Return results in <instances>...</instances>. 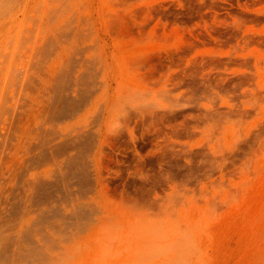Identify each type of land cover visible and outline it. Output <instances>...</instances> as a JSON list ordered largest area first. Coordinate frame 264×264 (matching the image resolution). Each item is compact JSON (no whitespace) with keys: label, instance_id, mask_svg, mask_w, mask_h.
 Here are the masks:
<instances>
[{"label":"rangeland","instance_id":"obj_1","mask_svg":"<svg viewBox=\"0 0 264 264\" xmlns=\"http://www.w3.org/2000/svg\"><path fill=\"white\" fill-rule=\"evenodd\" d=\"M3 4L0 264H264V0Z\"/></svg>","mask_w":264,"mask_h":264},{"label":"bare ground","instance_id":"obj_2","mask_svg":"<svg viewBox=\"0 0 264 264\" xmlns=\"http://www.w3.org/2000/svg\"><path fill=\"white\" fill-rule=\"evenodd\" d=\"M2 1V0H1ZM21 1V0H20ZM19 1V3H21V5H22V3H23V0H22V2H20ZM52 1V0H51ZM3 2L5 3V4H3ZM17 2H18V0H3L2 1V3L1 4H3V6H4V10H5V13H6V15H7V13L8 14H10L9 13V11L10 12H13L14 10V7H15V9H16V7L18 6V7H20L19 5H17ZM60 3V2H59ZM0 4V5H1ZM15 5V6H14ZM46 5V4H45ZM61 5V4H60ZM58 6V5H57ZM13 8V9H12ZM13 10V11H12ZM54 10V9H53ZM74 15V14H73ZM50 17V16H49ZM34 18V17H33ZM71 18V17H70ZM51 21V20H50ZM52 22V21H51ZM42 23H43V21H42ZM66 23V22H65ZM54 24V23H53ZM68 24V23H67ZM34 27V26H33ZM80 27V26H79ZM45 28V27H44ZM43 28V29H44ZM49 29V28H48ZM54 30H56V29H54ZM73 30V29H72ZM74 31V30H73ZM75 32V31H74ZM63 33V32H62ZM45 34V33H44ZM53 34V33H52ZM64 34V33H63ZM56 35V34H55ZM50 36V35H49ZM64 38V37H63ZM85 38H86V36H85ZM15 39V38H14ZM84 39V38H83ZM51 40V39H50ZM59 40V39H58ZM1 41V40H0ZM62 41H63V39H62ZM76 41V40H75ZM12 42V41H11ZM66 42V41H65ZM86 42V41H85ZM94 42V41H93ZM74 43V42H73ZM49 44V43H48ZM54 45V44H53ZM61 46V45H60ZM94 46V45H93ZM74 48V47H73ZM42 49V48H41ZM94 49V48H93ZM57 50V49H56ZM87 50V49H86ZM13 51V50H12ZM53 52V51H52ZM45 53V52H44ZM31 55V54H30ZM59 55V54H58ZM5 56V55H4ZM46 56V55H45ZM6 57H7V55H6ZM5 57V58H6ZM14 58V57H13ZM59 58V57H58ZM8 61V60H7ZM64 61V60H63ZM93 61H94V59H93ZM65 62V61H64ZM91 62V61H90ZM103 62V61H102ZM3 63V62H2ZM59 63V62H58ZM63 63V62H62ZM98 63V62H97ZM61 64V63H60ZM83 64V63H82ZM91 64H93V63H91ZM4 65V64H3ZM92 66V65H91ZM90 66V67H91ZM97 66V65H96ZM89 67V66H88ZM101 67V66H100ZM3 68V67H2ZM13 68V67H12ZM56 68V67H55ZM60 68V67H59ZM95 70V69H94ZM93 70V71H94ZM9 72V71H8ZM16 73V72H15ZM45 73V72H44ZM18 74V73H17ZM43 74V73H42ZM90 74H91V72H90ZM66 75V74H65ZM88 75V74H87ZM41 77V76H40ZM46 78V77H45ZM20 79V78H19ZM28 79V78H27ZM42 79V78H41ZM35 81V80H34ZM59 81H60V79H59ZM0 82H2V81H0ZM9 82V81H8ZM63 82H64V80H63ZM77 83H79V82H77ZM6 84V83H5ZM30 85V84H29ZM31 88V87H30ZM28 89V88H27ZM37 89V88H36ZM45 89V88H44ZM76 89H77V87H76ZM15 90H17V89H15ZM33 90V89H32ZM39 90V89H38ZM60 90V89H59ZM64 90V89H63ZM40 91V90H39ZM50 91V90H49ZM82 91V90H81ZM3 92V91H2ZM4 92H6V91H4ZM8 92V91H7ZM21 92V91H20ZM84 92V91H83ZM1 93V92H0ZM17 93V92H16ZM44 93V92H43ZM78 93V92H77ZM81 93V92H80ZM93 93V92H92ZM49 94V93H48ZM4 95V94H3ZM2 95V96H3ZM7 95V94H6ZM29 95V94H28ZM45 95V94H44ZM55 95V94H54ZM78 95V94H77ZM93 95V94H92ZM1 96V97H2ZM46 96V95H45ZM49 96V97H48ZM47 97L48 98H50V95H48ZM53 97V96H52ZM51 97V98H52ZM79 97V96H78ZM4 98H5V96H4ZM25 98V97H24ZM50 98V99H51ZM57 98V97H56ZM55 98V99H56ZM20 99V98H19ZM41 99H42V97H41ZM50 99H49V101H50ZM4 100V99H3ZM21 100V99H20ZM23 100V99H22ZM42 100H44V99H42ZM57 100H58V98H57ZM84 100V99H83ZM52 101V100H51ZM59 101V100H58ZM58 101H55V102H58ZM6 102V101H5ZM5 102H3V105H4V103ZM23 102V101H22ZM44 102V101H43ZM46 102V101H45ZM47 102H48V99H47ZM86 102V101H85ZM28 103V102H27ZM49 103H51V102H49ZM73 103V102H72ZM76 103V102H75ZM78 103V102H77ZM2 104V103H1ZM48 104V103H47ZM52 104V103H51ZM85 104V103H84ZM87 104V103H86ZM3 105H1V106H3ZM58 105H59V102H58ZM0 106V107H1ZM13 106V105H12ZM29 106V105H28ZM53 106V105H52ZM80 106V105H79ZM5 107V106H4ZM46 107V106H45ZM56 107H57V105H56ZM6 108V107H5ZM5 108H3V110L5 109ZM32 108V107H31ZM22 109V108H21ZM54 109V108H53ZM64 109V108H63ZM81 109V108H80ZM2 110V111H3ZM7 110V109H6ZM11 110H13V109H10V111ZM5 111V110H4ZM56 111H57V109H56ZM1 112V111H0ZM40 112V111H39ZM30 113V112H29ZM26 114L24 117V121L28 124V122L30 123V118L32 117V115L31 114ZM34 113V112H33ZM57 113V112H56ZM4 118V117H3ZM14 118V117H13ZM39 118V117H38ZM16 119V118H15ZM88 119V118H87ZM8 120H9V118H8ZM14 120V119H13ZM23 121V122H24ZM38 121V120H37ZM61 121V120H60ZM14 122V121H13ZM2 124V123H1ZM14 124V123H13ZM22 124V123H21ZM31 124V123H30ZM38 124V123H37ZM53 124V123H52ZM51 124V125H52ZM29 125V124H28ZM27 125V126H28ZM39 125H40V123H39ZM14 126V125H13ZM12 127V126H11ZM10 127V128H11ZM16 127V126H15ZM15 127H14V129H15ZM24 127H26V124H25V126ZM30 127V126H29ZM21 128H22V126H21ZM1 129H3V128H1ZM38 129V127L36 126V130ZM6 130V129H5ZM17 130V129H16ZM27 130H29V128L27 129ZM0 131H2V130H0ZM3 131H4V129H3ZM15 131V130H14ZM11 132V131H10ZM18 132V131H17ZM17 132H16V134H17ZM25 132H26V130H25ZM25 132H23V133H25ZM28 132V131H27ZM19 133V132H18ZM30 133V132H29ZM42 133V132H41ZM51 133V132H50ZM56 133V132H55ZM12 134V133H11ZM14 134V133H13ZM5 135V134H4ZM27 135H28V133H27ZM37 136V135H36ZM64 136V135H63ZM84 136V135H83ZM23 137H24V135H23ZM23 137H21V135H20V137H18L17 136V138H18V140L16 139V138H14V139H16L17 140V146H18V149H20V148H22L20 145H21V143H23ZM25 137H26V135H25ZM24 137V138H25ZM39 137V136H38ZM43 137V136H42ZM45 137H47V136H45ZM1 138V137H0ZM31 139H32V137H30ZM67 138V137H66ZM79 138V137H78ZM86 138V137H85ZM89 139V138H88ZM36 140V139H35ZM41 140V139H40ZM39 140V141H40ZM47 140V139H46ZM52 140H53V138H52ZM83 140V139H82ZM36 141H38V140H36ZM41 141H43V140H41ZM48 141H50V139L48 140ZM81 141V140H80ZM15 142V141H14ZM47 142V141H46ZM33 143H35V142H33ZM42 143V142H41ZM78 143V142H77ZM26 144H27V142H26ZM35 144H37V143H35ZM39 144V143H38ZM48 144V143H47ZM40 145V144H39ZM44 145V144H43ZM46 145V144H45ZM54 145V144H53ZM80 145H82V143L80 144ZM36 146V145H35ZM41 146V145H40ZM49 146V145H48ZM7 147V146H6ZM26 147H27V145H26ZM42 147V146H41ZM50 147V146H49ZM51 149H53V148H55V147H50ZM66 148V147H65ZM18 149L16 150V147H15V154H14V156H13V158H12V160L11 161H13L15 158H17V157H15L16 155H17V153L19 154L20 152H17L18 151ZM26 149V148H25ZM34 149V148H33ZM36 149V148H35ZM34 149V150H35ZM39 150H40V148H38ZM37 149V150H38ZM37 150H35L36 152H37ZM70 150V149H69ZM21 151V150H20ZM41 151V150H40ZM46 151H47V149H46ZM66 151V150H65ZM68 151V150H67ZM81 151V150H80ZM23 152V151H22ZM44 152V151H43ZM49 152H50V150H49ZM13 153V152H12ZM27 153V152H26ZM45 153H47V152H45ZM67 153V152H66ZM37 154V153H36ZM74 155V154H73ZM37 156H39L38 154H37ZM59 156V155H58ZM63 156V155H62ZM72 156V155H71ZM70 156V157H71ZM10 157V156H9ZM42 157H44L43 155H42ZM46 157V156H45ZM4 158V157H3ZM20 158V157H19ZM31 158V157H30ZM39 158V157H38ZM59 158V157H58ZM42 159V158H41ZM48 159V158H47ZM5 160V159H4ZM22 160V159H21ZM35 160V159H34ZM43 161H44V159H42ZM46 160V159H45ZM49 160V159H48ZM19 161V160H18ZM35 161H38V160H35ZM59 161H60V159H59ZM71 161V160H70ZM72 161H74V160H72ZM3 162V161H2ZM2 162H1V164H2ZM32 162V161H31ZM31 162H29V163H31ZM47 162V161H46ZM46 162H43V163H46ZM65 162V161H64ZM11 163V165H12V163L13 162H10ZM33 163H35V162H33ZM43 163H41V164H43ZM71 163V162H70ZM40 164V165H41ZM48 164V163H47ZM16 165H17V162H16ZM35 165H37V164H35ZM68 165V164H67ZM42 166V165H41ZM43 166H45V164H43ZM60 166V165H59ZM13 167H14V165H13ZM37 167H40V166H37ZM36 167V168H37ZM51 167V166H50ZM70 167V166H69ZM76 167H79V166H76ZM22 168H24V167H22ZM35 168V169H36ZM61 168V167H60ZM7 169V168H6ZM11 169V168H10ZM17 169V168H16ZM38 169V168H37ZM28 170V169H27ZM62 170V169H61ZM69 170V169H68ZM8 171V170H7ZM13 171H15V170H13ZM26 172V171H25ZM16 173V172H15ZM57 173V172H56ZM5 174H6V171H5ZM8 174H9V172H8ZM38 174V173H37ZM51 174V173H50ZM49 174V175H50ZM15 175V174H14ZM64 175V174H63ZM18 176V175H17ZM20 176V175H19ZM39 177V176H38ZM14 178H16V177H14ZM32 178H33V176H32ZM35 178V177H34ZM5 179V178H4ZM22 180V179H21ZM27 180V179H26ZM36 180V179H35ZM43 180V179H42ZM1 181V180H0ZM2 182V181H1ZM8 182H10V181H8ZM19 182V181H18ZM23 182V181H22ZM35 181H33V179L31 180L30 179V181H27L26 183H25V185H23V186H25L24 187V193H23V195H24V199H26L27 201H29L31 198L30 197H32L31 196V193H33L34 194V192L32 191V190H35L36 191V189H34L35 188V185L37 184V181H36V183H34ZM45 182V181H44ZM14 183V182H13ZM42 183V182H41ZM41 183H38V184H41ZM50 184V183H49ZM14 185V184H13ZM22 185V184H21ZM48 185V184H47ZM43 186V185H42ZM36 187H38V186H36ZM46 187V186H45ZM44 187V188H45ZM50 187V186H49ZM39 188H40V186H39ZM44 188L42 187V189L44 190ZM20 189V188H19ZM9 190V189H8ZM13 190V189H12ZM7 191V190H6ZM30 191H32V192H30ZM38 191V190H37ZM18 192V191H17ZM6 193L7 192H5V195H6ZM15 193V192H14ZM57 193V192H56ZM3 194V193H2ZM45 194V193H44ZM61 194V193H60ZM6 197H4V199H5ZM56 198V197H55ZM3 199V198H2ZM21 199V198H20ZM37 199V198H36ZM12 200V199H11ZM32 200V199H31ZM36 201V200H35ZM62 201V200H61ZM64 201V200H63ZM13 202V201H12ZM26 202V201H25ZM58 202V201H57ZM17 203V202H16ZM50 203V202H49ZM56 204V203H55ZM58 208V207H57ZM8 209V208H7ZM18 209V208H17ZM51 209V208H50ZM15 210V209H14ZM46 211V210H45ZM52 211V210H51ZM10 212V211H9ZM50 212V211H49ZM58 212V211H57ZM60 216H62V215H60ZM56 219V218H55ZM62 225H63V223H61ZM51 225V224H50ZM66 225V224H65ZM50 227V226H49ZM42 230V229H41ZM51 230H54V229H52L51 228ZM56 230V229H55ZM28 232H30V231H28ZM33 232V231H32ZM31 232V233H32ZM27 233V232H26ZM37 233V232H36ZM54 233V232H53ZM52 233V234H53ZM23 234V233H22ZM34 234V233H33ZM23 236V235H22ZM27 236V235H26ZM13 238V237H12ZM29 239V238H28ZM31 239V238H30ZM26 240V239H25ZM33 239H31V241H32ZM40 240V239H39ZM15 243H16V241H15ZM20 243V242H19ZM19 245V244H18ZM21 246V245H20ZM29 247V246H28ZM50 250V249H49ZM4 253V252H3ZM16 253V252H15ZM19 254V253H18ZM15 257V256H14ZM16 257H18V256H16ZM3 258V257H2ZM27 258V257H26ZM16 259H18V258H16ZM15 259V260H16ZM39 259V258H38ZM27 261V260H26ZM44 261V260H43ZM55 261V260H54ZM2 262V261H1ZM19 262V261H18ZM17 262V263H18ZM32 262V261H31ZM33 262H35V261H33ZM28 264V263H27Z\"/></svg>","mask_w":264,"mask_h":264}]
</instances>
